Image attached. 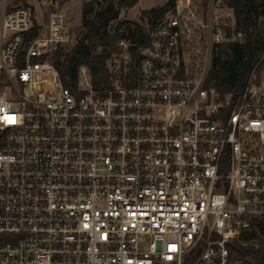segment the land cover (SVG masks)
Here are the masks:
<instances>
[{
  "label": "built area",
  "instance_id": "built-area-1",
  "mask_svg": "<svg viewBox=\"0 0 264 264\" xmlns=\"http://www.w3.org/2000/svg\"><path fill=\"white\" fill-rule=\"evenodd\" d=\"M0 0V264H264V78L237 94L211 72L243 41L222 0H175L121 36L96 89L51 58L72 40L56 7ZM54 7V6H53ZM227 15L234 19L228 22Z\"/></svg>",
  "mask_w": 264,
  "mask_h": 264
},
{
  "label": "trees",
  "instance_id": "trees-1",
  "mask_svg": "<svg viewBox=\"0 0 264 264\" xmlns=\"http://www.w3.org/2000/svg\"><path fill=\"white\" fill-rule=\"evenodd\" d=\"M209 0H202L207 6ZM138 0H90L83 5L82 25L76 43L68 51L60 48L51 58L58 69L62 82L68 88H75L81 65L90 68L96 89L106 88L110 73L106 67L112 47L121 36L138 38L144 27L125 20L112 28L122 9L132 8ZM175 0H168L163 6L146 11L149 23L169 10ZM233 9L236 28L244 35L243 41L224 42L219 46L218 55L211 72V81L223 93H239L245 86L251 71L264 59V0H222ZM252 237L257 238L260 247L242 251L244 255L264 262V223L253 224Z\"/></svg>",
  "mask_w": 264,
  "mask_h": 264
},
{
  "label": "rangeland",
  "instance_id": "rangeland-1",
  "mask_svg": "<svg viewBox=\"0 0 264 264\" xmlns=\"http://www.w3.org/2000/svg\"><path fill=\"white\" fill-rule=\"evenodd\" d=\"M90 0H9L8 3L12 7L18 6H35L42 10L43 19L47 20L46 10L50 8H58L64 13L65 23L71 31L72 40L65 45V50L68 51L76 43L78 35L83 28L82 25V10L83 5ZM168 0H138L132 8L122 9L118 19L112 23V28H115L119 23L125 20L133 21L141 24L143 27L149 24V15L146 13L152 7L163 6ZM202 2V0H197ZM54 6V7H53ZM1 15V11H0ZM1 18V17H0ZM228 22L234 18L227 15ZM258 76L264 78V59L258 66Z\"/></svg>",
  "mask_w": 264,
  "mask_h": 264
},
{
  "label": "crops",
  "instance_id": "crops-1",
  "mask_svg": "<svg viewBox=\"0 0 264 264\" xmlns=\"http://www.w3.org/2000/svg\"><path fill=\"white\" fill-rule=\"evenodd\" d=\"M64 14V13H63Z\"/></svg>",
  "mask_w": 264,
  "mask_h": 264
}]
</instances>
